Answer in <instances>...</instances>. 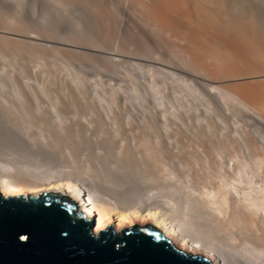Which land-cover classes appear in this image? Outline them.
Returning a JSON list of instances; mask_svg holds the SVG:
<instances>
[{
  "label": "bare ground",
  "instance_id": "bare-ground-1",
  "mask_svg": "<svg viewBox=\"0 0 264 264\" xmlns=\"http://www.w3.org/2000/svg\"><path fill=\"white\" fill-rule=\"evenodd\" d=\"M25 5L16 7V17L10 22L6 20L4 30L0 29V45L5 52L11 47L13 53L18 54L35 49L41 55L51 54L63 62L68 57L63 54L68 53L70 59L72 56L82 64L83 61L100 64L104 70L111 65L119 66L124 76L126 73L128 80L136 86L134 96L145 102H152V98L158 100L159 86L164 85L159 80L166 78L162 75L166 72L176 78L174 82L191 80L199 87L211 88H205L208 90L206 95L209 94L220 108L227 107L220 93L224 92L264 118V0H54V8L51 7V11L44 8L47 13L41 18L38 16L39 20L34 16L36 13L26 11ZM68 7L72 11L71 18L65 12ZM129 66L137 71L140 69L142 75H137ZM138 76L142 80L139 83L133 79L140 80ZM207 76L212 81L208 82ZM72 81L68 82L72 85L70 92H64L63 96L76 110L83 108L81 125L88 133L90 125L85 120L90 117L102 124L117 111L129 120L132 107L128 103L129 94L126 99L100 95L95 99L93 91L87 90L79 78L74 77ZM178 82L172 87L176 94L183 91ZM168 83L167 80V87ZM138 86L145 88L149 95H142V88ZM197 90L202 93L199 88ZM29 96L30 104L37 103L33 91ZM6 104L14 109L12 104ZM167 112H159L154 118L155 123H162ZM38 113L48 124L52 123L45 107L41 106ZM1 119L0 145L5 150L18 157L23 150H33L19 140L16 130L9 127L6 120ZM23 121L19 118L15 126L21 127ZM101 128L98 130L102 131V138L96 144V151L90 138L72 127H59L58 139L49 150L42 140L38 141L39 153L49 160L62 144L59 137L68 132L78 149L91 152L93 164L68 159V169H63L62 174L49 169V175L46 174L42 181L19 170L11 172L16 165L7 161L6 167L12 168L7 170L9 173L0 172L1 193L4 196H38L42 192H57L68 196L77 203L78 210L94 220L95 234L109 226L121 234L125 228L150 224L160 229L176 248L205 256L211 264H250L247 257L264 263L262 215L241 213L240 220L246 223L239 225L241 221L234 215L229 222L223 221V226H219L212 220L210 209L201 208L188 198L182 201L180 189L173 185L161 187L168 189L171 201L158 197L145 200V193L139 188L129 186L127 190L124 187L126 180H142L139 176L141 168L121 149L114 152L105 138L106 127ZM92 169L101 182L89 173Z\"/></svg>",
  "mask_w": 264,
  "mask_h": 264
},
{
  "label": "rangeland",
  "instance_id": "rangeland-1",
  "mask_svg": "<svg viewBox=\"0 0 264 264\" xmlns=\"http://www.w3.org/2000/svg\"><path fill=\"white\" fill-rule=\"evenodd\" d=\"M21 1L23 2V0H0L2 13L0 29L4 30L6 20L10 22L11 18L16 17L15 8H19L21 4L27 3L26 11L36 13L34 16L36 15L38 20L45 12L54 8V0H24L23 3ZM44 8L47 11L43 10ZM68 8L65 12L71 18L72 11L70 7ZM0 49H2L0 51V120L1 118L6 120L9 127L16 130L19 140L34 150H23L18 157L19 155L10 154L0 145V172L9 173L10 171L7 170L12 167H6V163L11 161L16 165L11 172L19 170L43 181V178L49 175V169L61 174L68 169L67 166L70 165L68 159L80 160L85 165H91L95 161L91 152L78 149L68 132L62 133L59 137L62 144L56 149L57 154L49 160L43 153L45 157L39 153L38 141L42 140L49 150L58 139L59 127H72L81 135L90 138L91 143L95 144L93 150L96 151V144L102 138V131L98 129L101 130L104 126L107 129L105 138L109 140L113 151L117 153L121 149L127 153L129 159L134 158L135 163L141 168L139 176L144 181L140 178L137 181L126 180L125 189L129 190V186L139 188L145 193L143 194L145 200H149V197H158L171 201L168 189L161 187L176 186L183 195L182 201L188 198L199 207L210 209L212 220L219 226H223V221L229 222L234 215L237 216L238 221H241V213L259 214L264 217V118L239 103L232 95L220 92L223 104L227 105L226 109L220 108L209 94L206 95L211 88L203 86L208 89L206 90L191 80L187 81L188 84L184 80H180V83L177 81L183 91L176 94L172 88L177 84L174 82L176 78L165 72L162 75L166 76L171 87L166 86L167 80L164 76L165 79L162 80L165 82L161 79L159 82L166 85L160 84L165 88L159 86L161 93L158 94V100L153 101L152 98V102H145L144 99H139V96H134L136 86L128 80L129 76H126V73L124 76L119 66L111 65L108 70H104L103 65L100 64L91 65L86 61L82 64V61L76 60L75 57L73 59L72 56L70 59L68 53L63 54L65 57L68 56L66 59L64 57L65 62H63L61 58H54L51 54L41 55L39 52L40 55L37 56L36 54L39 53L35 49L24 50L22 53L19 52L20 55L16 51L13 53L12 47L13 50H7L8 52H5L3 47ZM121 68L125 69V66ZM139 70L133 71L137 75H142V71ZM74 77L79 78L87 90L93 91L95 99L99 95L126 99V95L129 94L131 101L128 100V103L130 102L132 106L129 120L127 121L126 117L117 111L112 112L109 120L102 124L92 117L87 118L85 122L90 125L89 134L81 125L83 108L76 110L63 96L64 92H70ZM206 78L208 79V76ZM133 79H137L138 83L142 81L141 78ZM70 80L71 84L68 83ZM209 80L212 81L210 77L208 82ZM96 87L98 88L95 91ZM198 88L202 93L198 92ZM32 91L36 94L37 103L30 104L29 95ZM141 91L142 95H149L145 88ZM7 102L12 104L14 109L8 108ZM208 102H211L212 106H209ZM41 106L47 109L48 116L52 120L51 124H48L38 113ZM161 111L170 113L167 112V118L163 119L162 123L156 124L154 118ZM19 118L24 121L23 125L17 128L15 124ZM164 120H166L165 124H163ZM89 173L94 178H98L97 172L93 169ZM97 181L102 180L97 179ZM241 222L239 225L246 223ZM253 225L257 227L256 223ZM247 259L250 264H262L257 263L254 257Z\"/></svg>",
  "mask_w": 264,
  "mask_h": 264
},
{
  "label": "water",
  "instance_id": "water-1",
  "mask_svg": "<svg viewBox=\"0 0 264 264\" xmlns=\"http://www.w3.org/2000/svg\"><path fill=\"white\" fill-rule=\"evenodd\" d=\"M94 220L57 192L4 196L0 191V264H211L176 248L153 225L95 234Z\"/></svg>",
  "mask_w": 264,
  "mask_h": 264
}]
</instances>
